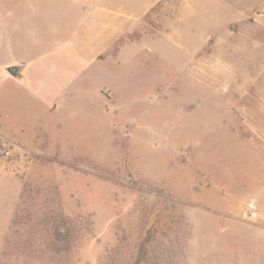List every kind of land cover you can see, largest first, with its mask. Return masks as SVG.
Here are the masks:
<instances>
[{
	"label": "rangeland",
	"instance_id": "obj_1",
	"mask_svg": "<svg viewBox=\"0 0 264 264\" xmlns=\"http://www.w3.org/2000/svg\"><path fill=\"white\" fill-rule=\"evenodd\" d=\"M117 1L0 0V264H264V0Z\"/></svg>",
	"mask_w": 264,
	"mask_h": 264
},
{
	"label": "crops",
	"instance_id": "obj_2",
	"mask_svg": "<svg viewBox=\"0 0 264 264\" xmlns=\"http://www.w3.org/2000/svg\"><path fill=\"white\" fill-rule=\"evenodd\" d=\"M98 1L100 0H92L93 3H97ZM161 0H147L145 5L144 6H155L157 5ZM120 1H117V0H102V5L101 6H122L121 4H117L119 3ZM124 3V2H123ZM124 6V4H123ZM3 36V35H2ZM1 37V36H0ZM13 65H8L5 69H4V74L5 75H10L8 72H7V69L9 67H12ZM17 66H21L22 67V70H21V76L18 77L19 79H22L24 78V72H25V68L26 66L24 65V63H21L20 65H17ZM11 76V75H10ZM13 77V76H12Z\"/></svg>",
	"mask_w": 264,
	"mask_h": 264
},
{
	"label": "water",
	"instance_id": "obj_3",
	"mask_svg": "<svg viewBox=\"0 0 264 264\" xmlns=\"http://www.w3.org/2000/svg\"><path fill=\"white\" fill-rule=\"evenodd\" d=\"M21 70H22V67H21V66H12V67H9V68L7 69V72H8L11 76H13V77H15V78H18V77L21 76Z\"/></svg>",
	"mask_w": 264,
	"mask_h": 264
}]
</instances>
